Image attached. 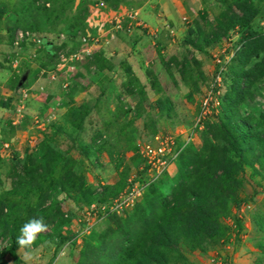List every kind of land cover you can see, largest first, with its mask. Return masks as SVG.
Here are the masks:
<instances>
[{"label":"rangeland","instance_id":"rangeland-1","mask_svg":"<svg viewBox=\"0 0 264 264\" xmlns=\"http://www.w3.org/2000/svg\"><path fill=\"white\" fill-rule=\"evenodd\" d=\"M6 1L10 11L1 21L3 40L15 19L11 8L16 0ZM245 3L259 10L251 28L260 36L250 39L246 29L234 27L212 42L222 34L216 23L220 13L240 15ZM74 6L87 9L85 35L68 40L64 33L47 34L48 41L44 40L48 50L27 41L20 50L12 44H0V66L10 69L14 77L12 111L7 113L14 114L10 123L15 122L5 129L4 135L11 140L0 147V196L5 193V199H12L7 207L0 208V264H25L23 254L29 250L19 248L17 237L23 224L33 217H43L49 225L31 246L36 256L33 264H89L92 253H85L87 246L105 243L107 249L96 261L111 264L106 253L117 252L114 240H127L124 232L138 218L137 209L144 207V216L150 219L162 208L158 197L165 202L173 198L179 187L178 168L173 162L148 186L150 189L146 188L147 194L137 199L135 209L99 219L91 218L88 207L120 194L129 179L141 175L143 161L137 144L169 135L177 137L178 142L191 137L189 157L200 156L204 150V155L210 154L213 159L216 174L226 168L236 181L228 199L218 195L214 206L204 207L201 219L205 218L204 226L216 229L215 235L209 237L208 230V236L194 239L192 230L188 232L186 228L179 235L180 228L171 223L172 232L166 228L158 235L164 248L151 250L156 261L153 264L164 258H171L170 264H264V243L259 242L264 240V232L257 224L264 215L263 149L249 139L241 154L231 152L227 140L217 133L221 115L226 116L223 125L227 128H232L234 122H243L242 117L249 114L264 115V77L249 87L250 96L237 102L236 109L224 113L220 103L227 93L233 94L230 87L240 65L239 56L249 47L264 50V0H119L116 6L98 0H74ZM129 11L137 14L135 23L129 31L127 24L116 31L114 19L125 18ZM58 29L60 26L54 28L55 32ZM26 30H17L13 41L19 31ZM61 35L65 37L64 47ZM38 37L43 44L42 37ZM82 37L95 40L92 55L63 77L69 83L63 88L59 82L50 81L47 74L57 62L58 52L78 50ZM97 53L115 70L97 72L92 63ZM263 56L264 52L252 58L250 65ZM123 62L128 63L130 71L122 66ZM218 71L222 72L217 83L220 94L212 95L218 104L205 118H199L204 97ZM12 93L9 88L0 90V101L9 103ZM80 105L90 110L82 129L76 130L65 117L68 108ZM45 136L52 138L55 150L74 160L73 178L67 181L59 171L66 164L63 162L42 197L23 202L6 195L22 174L27 155L37 150ZM230 163L235 167L228 168ZM63 183L68 192L61 191ZM233 201H239V205ZM10 208L14 211L9 214ZM6 214L11 221L7 226L2 223Z\"/></svg>","mask_w":264,"mask_h":264},{"label":"trees","instance_id":"trees-1","mask_svg":"<svg viewBox=\"0 0 264 264\" xmlns=\"http://www.w3.org/2000/svg\"><path fill=\"white\" fill-rule=\"evenodd\" d=\"M98 1L108 6H116L119 3V0ZM11 10L15 15V19L13 24L6 30V39L3 40L0 34V44L6 43L7 45H11L14 34L19 29H27L34 32L42 37V40H47V34L64 33L68 40L77 38L78 34H86L85 12L87 9L84 6L75 8L74 0H16ZM240 10V15L226 11L220 13L216 23L222 34L215 36L212 42H216L219 37L234 27L246 29L250 39L260 36L257 32L252 31L251 28L252 20L259 14L256 6L252 3H245ZM9 11L8 2L0 0V29L3 16ZM48 26L50 27L47 29ZM59 26L60 29L55 32L54 28ZM65 44L66 41L62 43L61 47H64ZM41 47L48 50L47 44H41ZM263 52L264 50L259 51L249 47L239 56L240 65L232 77L233 83L230 87V92L233 94L227 93L224 96V102L223 100L220 102L224 113H229L231 110L236 109L237 102H242L247 95L250 96L249 87L255 81L264 77V56L250 65L251 59L257 58ZM92 63L97 72L115 70L100 53L94 54ZM122 66L126 68V71H130L128 63L123 62ZM89 110L87 105L71 106L68 108L65 117L67 123L76 130L82 129ZM224 117L226 116L221 115L219 117L220 123L217 125V133L218 136L222 135V138L227 140L229 151L241 154L242 148L247 142L246 140L250 139L252 143L256 144L257 148L263 149L264 152V132L261 131H264V115L255 116L254 114H249L246 117H242L241 120L243 122H234L232 128H227V126L223 125ZM4 134L5 131L0 132V136H3L2 139L0 138V146L1 143L11 140ZM208 143L210 144L211 142L209 141ZM206 145L205 143L203 148L206 149ZM190 149L186 146L175 160V166L178 168L179 187L173 198L165 202L162 198L158 197L162 208L150 219L145 218L144 214L146 210L144 207L137 209L139 215H137L138 218H135L136 220L133 219L134 227L131 221L129 223V225L131 224V228L128 226L124 232L127 240H123L124 242L122 240H114L116 242L115 251L117 252L110 251L106 253L107 258L112 261L111 264H153L156 262L155 256H151V250L160 247L164 248L163 243L158 241V235L166 230V228L169 232H172L170 229L171 223L176 228L177 226L180 228L177 232L179 235L180 233L184 234L185 228L188 232L190 229L192 230V238L194 239L201 240L205 235L208 236L206 233L208 230L209 237L215 235L216 229L212 228L210 230V228L204 226L205 218L201 219L204 215L203 212L206 210L204 207L208 206L211 208L214 206L217 201L216 196L218 195L228 199L230 196L229 189L236 179L230 175L226 168L221 169L216 174L218 169L212 166L213 159H210V154L209 156L204 155V150L201 151L200 156L194 155L189 157L188 153ZM63 162H66V164L59 171L63 172V176L67 178V181H71L70 179L73 177L70 176H74L72 170L74 160L67 158L63 153L55 150L52 146V138L49 139L45 136L39 143L37 150L27 155L22 166V174L18 176V179L16 178L15 182H12L13 186L6 192V195L13 197V199H20L23 202H28L33 197H42L44 190L50 189V185L54 181L56 174L60 173L57 169H59ZM0 163H2L1 158ZM215 163L220 162L215 160ZM227 167L232 169L235 165L230 163ZM141 175H143V172H141ZM34 182L35 184H33ZM62 185L61 191L65 190V192H68L64 183ZM149 187L147 189H150ZM147 189L144 193L148 191ZM4 194L0 196L1 209L7 207L6 204L12 201V199H5ZM116 196L117 194L109 200H101L97 204H107ZM227 204L228 202H226ZM233 204L238 206L239 201H233ZM138 205L137 202L132 208L135 209ZM11 211L14 210L10 208L9 214ZM1 212L2 210H0V214ZM9 214H6L5 219L2 220V223L6 224L5 226L11 223ZM113 216H116V214L107 215L105 218ZM165 220L168 224H165ZM257 224L262 225L260 229L264 232V215L257 219ZM262 240H259L260 244L264 243V240L263 242ZM107 245L105 243L99 245V247L90 246V244L87 246L85 253L87 252L88 255L92 253L89 264H102V262L96 261V258L106 251ZM170 259L164 258L159 264H170Z\"/></svg>","mask_w":264,"mask_h":264},{"label":"built area","instance_id":"built-area-1","mask_svg":"<svg viewBox=\"0 0 264 264\" xmlns=\"http://www.w3.org/2000/svg\"><path fill=\"white\" fill-rule=\"evenodd\" d=\"M136 15V12L129 11L128 13L126 12V15L124 16L125 18H122L123 16H117L114 19L113 27L116 31L123 30L125 24H127L126 28L127 31H129L130 26L136 21ZM111 36L113 37V34ZM60 37L62 44L65 37L64 35H61ZM24 41L32 43L37 48L42 44L38 35L26 30L19 31L16 34L12 47L20 50L21 44L24 43ZM94 41L95 40H92L90 37H82L80 39L81 44L78 50L74 52L59 51L57 62L54 64L53 69L47 74L49 80L57 81L63 86V88H66L69 83H67L64 78L68 76L67 73L76 70V66L80 61L92 55L91 48ZM217 62H220V60H217ZM221 77L222 72L218 71L213 80L210 92L204 97L199 118H205L211 113V109L214 105L218 104L217 102L214 103V97L212 95L216 93L220 94V86L217 83L220 82ZM16 112L19 117L20 112ZM199 122L200 120H198V123ZM190 141L191 137L178 142L177 137L169 135L166 137L157 136L151 142L137 144L138 153L143 161V166L140 169V171L143 172V175H139L138 177L133 176L129 179V184L126 189L115 198L111 199L107 204H91L88 207V214L91 218L98 216L99 219H104L107 215L120 214L128 208L134 207L136 204L135 202L143 195L144 190L167 171L168 167L175 162L181 151L190 144Z\"/></svg>","mask_w":264,"mask_h":264},{"label":"clouds","instance_id":"clouds-1","mask_svg":"<svg viewBox=\"0 0 264 264\" xmlns=\"http://www.w3.org/2000/svg\"><path fill=\"white\" fill-rule=\"evenodd\" d=\"M49 225L45 223L44 218H31L20 229V236L17 237V243L20 249H28L24 252L23 259L25 264H33L36 256L31 250V246L36 241L39 234L48 231Z\"/></svg>","mask_w":264,"mask_h":264},{"label":"crops","instance_id":"crops-1","mask_svg":"<svg viewBox=\"0 0 264 264\" xmlns=\"http://www.w3.org/2000/svg\"><path fill=\"white\" fill-rule=\"evenodd\" d=\"M205 5L203 6V9H204ZM3 73H5V75ZM0 76H1L0 77V90H6L9 88V90L12 93L14 91L11 87V86H13V79H14L13 72L8 68L0 66ZM5 77H7V79ZM5 79H6V83H4ZM9 96H10V98H8L9 103H8V101L7 102L0 101V132L5 131V129H7L8 127L10 128L11 125H15V122L10 123V121L14 118V114H12V115L10 114L11 116H9L7 113V112H9V110L12 111V106L10 105V101L14 97V92ZM4 100H6V99L4 98ZM6 145H7V143H6Z\"/></svg>","mask_w":264,"mask_h":264},{"label":"water","instance_id":"water-1","mask_svg":"<svg viewBox=\"0 0 264 264\" xmlns=\"http://www.w3.org/2000/svg\"><path fill=\"white\" fill-rule=\"evenodd\" d=\"M46 43V40H43V44H45Z\"/></svg>","mask_w":264,"mask_h":264}]
</instances>
